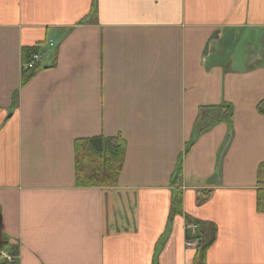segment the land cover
<instances>
[{
  "label": "crops",
  "instance_id": "0c3cea01",
  "mask_svg": "<svg viewBox=\"0 0 264 264\" xmlns=\"http://www.w3.org/2000/svg\"><path fill=\"white\" fill-rule=\"evenodd\" d=\"M219 106L230 121L197 132ZM95 137L125 142L115 186L76 185L75 143ZM261 164L264 0H0V246L17 264H193L185 216L213 237L204 264H264Z\"/></svg>",
  "mask_w": 264,
  "mask_h": 264
},
{
  "label": "trees",
  "instance_id": "16d2710c",
  "mask_svg": "<svg viewBox=\"0 0 264 264\" xmlns=\"http://www.w3.org/2000/svg\"><path fill=\"white\" fill-rule=\"evenodd\" d=\"M39 46L23 49L22 60L27 61L28 56L36 52ZM206 120V123L202 122ZM231 114L228 106L211 108H200L196 121V130L200 132L208 128L213 122L230 121ZM75 150V179L79 187H108L115 186L124 160L125 142L120 138L95 137L77 140ZM180 172L179 164L176 174ZM259 190L257 199L258 211L264 212V164H261L257 171ZM174 214H181L180 199L177 197L172 201ZM187 223L191 219L185 216ZM199 245L193 264H204V252L211 245L213 237L202 238L199 234ZM17 264V263H15Z\"/></svg>",
  "mask_w": 264,
  "mask_h": 264
},
{
  "label": "built area",
  "instance_id": "2783aa9c",
  "mask_svg": "<svg viewBox=\"0 0 264 264\" xmlns=\"http://www.w3.org/2000/svg\"><path fill=\"white\" fill-rule=\"evenodd\" d=\"M42 57V53L37 52V53H31L28 57V61L24 63L23 65V69L27 70V69H33L37 63L39 62V60ZM188 229H190L191 231V236L194 238L195 234H196V225L195 224H191L188 226ZM190 240V239H189ZM197 243V241L194 239H191L188 242L189 246H193ZM1 258H6L7 261H10V257H8L4 252H0V260Z\"/></svg>",
  "mask_w": 264,
  "mask_h": 264
}]
</instances>
